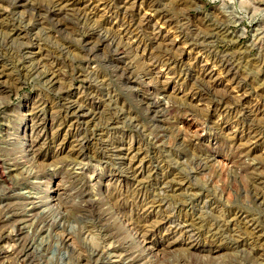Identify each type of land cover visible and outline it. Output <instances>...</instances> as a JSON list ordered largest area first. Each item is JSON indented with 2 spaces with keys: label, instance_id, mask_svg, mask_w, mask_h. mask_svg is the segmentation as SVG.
<instances>
[{
  "label": "rangeland",
  "instance_id": "1",
  "mask_svg": "<svg viewBox=\"0 0 264 264\" xmlns=\"http://www.w3.org/2000/svg\"><path fill=\"white\" fill-rule=\"evenodd\" d=\"M0 264H264V0H0Z\"/></svg>",
  "mask_w": 264,
  "mask_h": 264
}]
</instances>
